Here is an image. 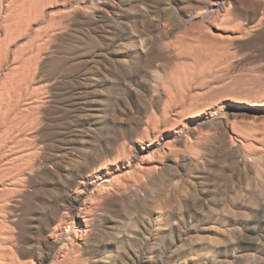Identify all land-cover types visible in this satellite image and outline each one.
<instances>
[{"label":"rangeland","instance_id":"374dc122","mask_svg":"<svg viewBox=\"0 0 264 264\" xmlns=\"http://www.w3.org/2000/svg\"><path fill=\"white\" fill-rule=\"evenodd\" d=\"M20 1L18 5L22 7L35 0ZM52 1L53 4L46 0L43 4L55 7L57 0ZM83 1L79 2L85 7L80 14L59 12L63 27L56 23L40 36L41 43L37 38V42L36 39L19 51L16 61L25 60L32 47L34 59L21 65L19 74L6 85L8 88L3 86L0 90L1 114L10 105L13 109L24 108L34 96L39 101L34 105L33 100V107L27 109L35 122L29 129L40 145L34 156L40 169L32 172L35 187L27 184L26 195L17 207L13 206L15 194L6 197L10 210L5 217L15 233L13 254L19 259H33L37 264H50L53 247L45 244L44 234L62 211L76 213L71 201L57 205L67 188L61 185L71 180L70 172L93 168L107 156L113 157L114 152H122L123 147L127 161L134 162L138 155L135 140L154 142L160 132L155 129L174 127L172 120L177 111L180 119L184 118L186 111L180 99H170L173 95L178 98L180 88L187 85L181 94L185 107L197 104L195 110L208 114L204 126L181 131L184 138L191 136L195 141L197 164L180 158L178 166L170 168L166 162L153 174L133 177V184L124 185L120 192H107L108 208L95 213L96 225L86 264H264L260 206L256 203L249 211L242 207L248 170L242 158L229 150L230 137L234 136L230 128L245 136L246 129L262 130L264 121L248 122L243 115L258 112L229 103L223 111L214 110L216 103L230 96L244 97L249 93L250 99L264 98V34L254 41L256 44L252 37H245L241 45H229L235 41L227 35L218 37L221 41L211 42H203L198 36L195 39L182 30L183 37L179 33L161 36L151 12L160 1L167 0H86V4ZM172 45L184 48L183 53L177 49L175 52ZM186 47L192 49L191 54L185 53ZM180 65H184L183 69ZM257 91H261L260 95ZM225 118L234 121L230 128ZM236 123L237 127L233 125ZM152 130L156 133L148 137L147 131ZM234 138L231 139L235 141ZM251 190L257 191L255 181ZM235 194L236 207L232 210L230 202ZM13 219L16 221L12 222Z\"/></svg>","mask_w":264,"mask_h":264},{"label":"bare ground","instance_id":"6f19581e","mask_svg":"<svg viewBox=\"0 0 264 264\" xmlns=\"http://www.w3.org/2000/svg\"><path fill=\"white\" fill-rule=\"evenodd\" d=\"M21 1H23L22 3L28 2V0ZM44 1L45 0H35L32 4L27 3V6H23L24 4H22L21 7V5H18L20 4L19 0H0V90L3 89V86L9 84V80L13 78L15 74H17L18 69L21 65L31 63L34 59L35 51H33L34 49H32L33 45L31 46L32 48H30V50L28 49L29 51L26 53V55L24 54L26 57L25 60L21 59V61H16L15 56L20 53L19 51L24 50L26 46H29L30 43L32 41H35L37 38H42L40 36L47 32V29H50V27L54 26L56 23L60 28L63 27V20L61 19L62 21H59V18H61L59 12L67 14L69 11H76L78 12V14H80L79 11H82L85 8L84 6L83 8L79 4L81 0H57L54 1V3L56 2L55 4H57L55 5V7H47L45 4H43ZM47 1L50 2L49 4H53L51 3L52 0H46V2ZM83 2L85 3L87 1L85 0ZM49 4L48 6H50ZM62 13L60 14L62 15ZM69 13L71 16V12ZM78 14H76V16ZM151 16L152 19L156 20L155 28L157 33H159V35L161 36L169 35L170 37V35H178V33L180 35V31L182 30L188 35L195 36V39L196 36H198L199 38L201 37V41L203 40V42H211L210 40L216 41L218 40V37H224L222 35H227L228 38L230 37V40L232 42L235 41L233 44L229 45H234L236 43L237 45L238 43L239 45H241L240 41H244L243 39L245 37H252L253 40L251 39V41L254 43V41H259L260 36L264 34V0H198L196 2H191L189 0H167L160 1L159 7L155 11L151 12ZM21 36L24 37L21 38ZM227 36H225V38ZM48 38L50 39V37ZM261 38L264 39V35L261 36ZM39 39H37L36 42ZM219 40L221 41V38ZM48 41L49 40L47 39V42ZM227 41L228 40H226V42ZM39 42L41 43V39L39 40ZM223 42L225 43V41ZM252 42V45L256 44V42L254 44ZM177 44H180V42ZM249 44L250 43H248L247 46H250ZM205 48L208 49L209 47ZM176 49L178 52L180 51L179 53L181 54L183 53L181 51H184V48H182L181 50L175 47V52ZM186 49L187 50H185V53L191 54L190 50L192 49H190L189 47H186ZM199 52L200 50L198 51V53ZM195 53L198 54L197 52ZM186 54L184 56H186ZM180 55H176V57L178 58ZM226 60L228 59L226 58ZM201 64L203 65L204 63ZM183 66L180 65L181 68ZM193 68L194 66L192 67V69ZM198 70H200V68ZM174 74L176 75V73ZM26 79L28 80V78ZM19 80H21V78ZM180 84H182L181 81ZM10 87L12 86L10 85ZM6 88L8 87L6 86ZM6 88L4 87V89ZM182 88H180V93L178 92L177 94L178 98L174 97L173 95L170 99V102L176 101L175 99H180V105L182 109H185L186 111L184 118L180 119V111H177L179 112L177 116L175 115L174 119L172 118L174 127H164L163 130H160L161 128L155 129L160 132H158V139L156 138L157 140L154 142L147 144L144 143V141L142 142V140H135V144L138 147V155L134 162L127 161V157L125 155L126 153H124L126 149L123 147L120 148V150H123H121L122 152H114L115 155H113V157L110 158V155L107 156L104 161L100 162L93 168L88 167L89 169L81 173L70 172L68 176L71 177V180L69 182L65 181V184L61 185L63 188H67L65 190L63 189L62 195H60L59 199L57 200V205L63 206L65 202L71 201L75 205L76 213L71 214L67 211H62L61 214L59 216L57 215V217L53 220L52 226L47 229L46 234H44L45 244L51 245L53 247V252L50 257V264H86L88 260V257H86L87 251H89L92 247L90 237L92 236L96 225L95 213H99V211L103 212L106 210V208H108L109 202L105 200L107 192H109L110 190H112V192L114 190H117L116 192H120L121 190H123L124 185L127 184L131 186L133 184V177H141V175L153 174L156 171L160 170L166 162H168L167 164L170 168L178 166L180 158L181 160L189 164L196 162V156L194 157L195 152H193V150L196 148L194 147L195 141L191 136L184 138L181 131H183L184 129H192L193 126H197L199 124L204 126L206 123L205 115L207 113H204L200 110H195L197 104L195 106L194 104L190 103L191 101L189 102L190 104L187 105L188 107H185V97L181 95L182 93H184L182 92ZM221 92H223V90ZM258 92L259 91H257L256 93H261V91L259 93ZM185 94L183 95L186 96ZM248 94H244V97H242L243 95H240L238 97L230 96V98H225L224 101L220 100V102L214 105V110H222V108H227L229 104L234 107L252 110L254 109V112L257 111L258 113H246L243 115V117L250 123V120L263 122L264 98L262 97V99H260L261 97H259V99L254 100L253 97H251L250 99V95L248 96ZM262 96H264V94ZM254 97L257 98V96L255 95ZM36 99L37 97L34 96V105L39 104V101H37ZM33 100L31 99L30 101L33 102ZM32 102H30L31 104L25 105V109H18V106L14 107L15 109H13L12 105H10L11 107L9 106V108H6L8 110L12 108V111L10 113H6L8 110H5V113L1 114L2 110H0V264H37L33 259H19L13 254L12 250L15 246V233L13 232L14 229L10 227L9 222L6 219L7 217H5L8 212L7 210H10V208H7L8 199L6 197L9 194H15L16 198L15 200H12H14L13 206L17 207L26 195L25 188L27 184L30 188L35 187V183L33 181V173L34 171L37 172V170L40 169L38 168L39 164L35 160V155L36 152L37 154L39 153L38 146L40 145H38V142H36V135L31 132L32 130L29 129L33 124L35 125V122L33 121L34 119H32V117H30V115L27 113L29 111L27 109L33 107ZM24 103H26V101ZM17 104L19 105V107L20 105L21 107H23L24 105L19 104L18 102ZM162 109H164V107ZM164 111L167 112L166 109ZM165 112L163 114H165ZM167 114L170 113L167 112ZM211 114L213 113L211 112ZM232 122L234 123V121L226 119V126L230 128ZM237 123L236 125H233L237 127ZM170 124L172 125V123L169 122V126ZM252 128V130H250L251 128L246 129V132L243 130V132H245V136H240V133H238L239 131H237L238 129L236 130L234 128H230L232 135H236L237 137L239 136L240 139L231 136L230 140L232 142L230 144L231 148L229 150H232L233 154H235L234 156L242 158L243 166L248 170L247 183L243 189L244 191L242 190V194L244 196L242 207L245 208L244 210L249 211L250 208L252 209L257 203V205L260 206L259 216L261 219V224L264 227V128L260 131H255L256 129L254 130V127ZM154 131H147L148 137H150L151 134H155L156 132ZM240 132L241 134H244L241 130ZM231 138H234L236 140L234 141ZM180 146L183 147L184 152L181 151ZM68 176L66 175L67 179ZM253 181L256 182V193L251 190ZM116 192L114 191V193ZM236 201L237 197L235 194V196L231 197L230 202V208H232V210L236 207ZM14 221L16 220L13 219L12 222ZM70 230L72 231L71 233Z\"/></svg>","mask_w":264,"mask_h":264}]
</instances>
